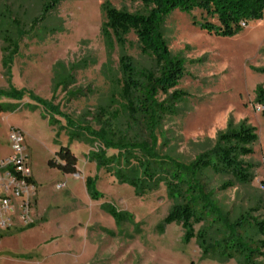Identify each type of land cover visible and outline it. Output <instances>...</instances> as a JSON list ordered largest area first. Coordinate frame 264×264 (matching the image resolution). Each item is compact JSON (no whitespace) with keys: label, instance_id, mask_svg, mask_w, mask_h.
Here are the masks:
<instances>
[{"label":"rangeland","instance_id":"1","mask_svg":"<svg viewBox=\"0 0 264 264\" xmlns=\"http://www.w3.org/2000/svg\"><path fill=\"white\" fill-rule=\"evenodd\" d=\"M42 1L0 0V9L7 8L12 19L28 27L39 15ZM105 2L117 10L143 12L139 0H65L45 22L56 32L38 29L19 39L8 82L0 54V90L10 87L22 93L19 98L0 95V104L18 107L0 114V162L11 155L9 134L20 132L33 180L11 202L13 211L0 218V264H237L205 259L195 240L183 243L179 225L158 232L172 205L164 187L136 196L132 187L119 184L89 161L88 153L97 151L98 143L70 140L61 129L69 118L98 130V119L108 118L100 114L104 109L119 111L124 122L117 85L119 56L125 53L141 68L152 65L141 55L133 33L127 35L123 49L107 43L101 34ZM201 20L197 11L192 15L175 11L162 25L171 55L185 61L186 75L176 87L183 93L182 101L157 131L159 153L189 164L214 149L219 134L228 127L253 128L257 141L253 153L243 158L250 165L251 181L240 184L229 176L206 172L203 182L214 204L231 219L250 212L264 220V119L262 107L255 102L256 88L264 89V74L259 71L264 69V16L225 38L200 30ZM55 73L69 82L58 85ZM167 97L159 94L158 101ZM37 99L51 102L60 115H49ZM35 106L38 109L32 110ZM42 116L58 124L50 127ZM62 146L76 157L75 175L62 174L47 164ZM113 154L116 151H107L108 156ZM87 177L94 182L97 199L85 189ZM226 183L231 185L224 189ZM108 204L127 215L119 225L106 212ZM201 227L195 225L194 230ZM256 261L264 264V258Z\"/></svg>","mask_w":264,"mask_h":264},{"label":"trees","instance_id":"2","mask_svg":"<svg viewBox=\"0 0 264 264\" xmlns=\"http://www.w3.org/2000/svg\"><path fill=\"white\" fill-rule=\"evenodd\" d=\"M62 1L65 0H43L39 15L30 20L28 27L12 19L7 8L0 9L1 66L7 82L12 57L19 50V39L38 29L46 34L56 32L55 27L49 28L45 22ZM139 1L143 12L138 13L114 9L108 2L103 4L105 20L101 34L107 43H115L123 49L127 35L133 33L141 55L152 62L150 68H141L125 53L119 56L120 78L117 85L124 122L119 111L107 112L104 109L100 114L108 115V118L103 121L98 119V130L69 118L61 129L70 140L91 146L94 142L98 143L97 151L88 153L89 161L94 162L98 170L113 176L119 184L132 187L136 196L143 197L160 186L164 187L172 205L158 226V232L163 233L165 226L176 224L184 232L183 243L187 245L195 240L205 259L258 264L256 260L264 258V220L251 216L250 212H241L231 219L228 213H222L214 204L212 194L207 193L203 182L206 172H212L229 176L240 184L249 183L251 168L243 158L253 153L252 145L257 141L255 130L243 124L238 128L228 127L219 134L214 149L197 156L189 164L159 153L157 131L164 117L173 115L175 105L182 101L183 93L176 87L186 75L185 61L172 56L168 49L162 33L164 20L175 11L186 15L197 11L202 19L198 23L200 30L218 37H233L249 23L263 18L264 0ZM259 71L264 74V69ZM54 76L58 85L65 86L69 82L62 73H55ZM1 94L19 98L22 93L9 87L8 91L0 90ZM159 94L168 96L167 100L159 102ZM38 102L49 115H60L58 107L51 102ZM255 102L262 107L261 116L264 119L262 87L256 88ZM17 109V106L0 104V114ZM42 117L48 120L50 127L58 124L53 118ZM108 150H114L116 154L108 156ZM47 164L62 174H77L76 157L67 146L60 147ZM25 180L33 184L32 178ZM84 185L89 196L97 199L90 177L84 179ZM230 185L226 183L223 188ZM106 212L117 225L127 216L117 212L111 204L106 205ZM198 224L202 227L195 231L194 226Z\"/></svg>","mask_w":264,"mask_h":264},{"label":"built area","instance_id":"3","mask_svg":"<svg viewBox=\"0 0 264 264\" xmlns=\"http://www.w3.org/2000/svg\"><path fill=\"white\" fill-rule=\"evenodd\" d=\"M8 141L11 155L0 162V218L3 214L13 211L11 202L19 198L23 189L27 190L32 185L25 180L30 178V171L24 155V137L20 132L14 131L9 134ZM22 207L27 211V204Z\"/></svg>","mask_w":264,"mask_h":264}]
</instances>
